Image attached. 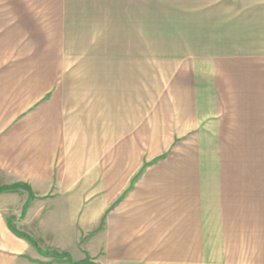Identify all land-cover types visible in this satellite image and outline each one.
<instances>
[{
  "label": "crops",
  "instance_id": "1",
  "mask_svg": "<svg viewBox=\"0 0 264 264\" xmlns=\"http://www.w3.org/2000/svg\"><path fill=\"white\" fill-rule=\"evenodd\" d=\"M154 3L174 69L155 96L152 0H0V172L15 181L1 184L0 264H214L230 243L228 192L143 149L152 110L170 116V147L199 101L225 98L229 60L246 61L242 92L261 99L264 0Z\"/></svg>",
  "mask_w": 264,
  "mask_h": 264
},
{
  "label": "rangeland",
  "instance_id": "2",
  "mask_svg": "<svg viewBox=\"0 0 264 264\" xmlns=\"http://www.w3.org/2000/svg\"><path fill=\"white\" fill-rule=\"evenodd\" d=\"M154 1L157 0H152L151 30L155 35L151 37L150 82L151 92L155 96L168 90L174 69H171L172 61L163 53V49L169 47L168 38L158 35L161 31V6ZM227 55L230 56L231 53ZM228 63L229 69L223 68L217 73L220 78L218 81L224 88L221 95L225 98L199 101L198 124L176 138L172 146L160 145L163 141L161 137L166 135L165 129L172 127L166 123L170 116L157 109L152 110L151 148L143 149L144 156L151 165L167 157L174 158V164H167L166 170L169 167L179 170L183 166H187L186 170L197 169L206 174L209 185L216 184V187L228 192L225 199L226 222L220 232H225L224 239L230 240V243H215L214 264H264V94L258 99L254 97L259 94L242 92L249 86L247 84L242 89L239 84L240 79L246 75L248 78L252 77L251 88L254 89L253 72L240 65L246 61H234V64L229 60ZM157 101L152 99V107ZM161 103L160 106H163ZM146 118L147 116H141L137 124ZM177 133L181 131L178 130ZM154 135L157 137L154 138ZM185 158L192 159L193 165L183 164ZM2 176L0 172V188L1 184H15V181Z\"/></svg>",
  "mask_w": 264,
  "mask_h": 264
},
{
  "label": "trees",
  "instance_id": "3",
  "mask_svg": "<svg viewBox=\"0 0 264 264\" xmlns=\"http://www.w3.org/2000/svg\"><path fill=\"white\" fill-rule=\"evenodd\" d=\"M2 189H4V188H3V187H1V188H0V191H1Z\"/></svg>",
  "mask_w": 264,
  "mask_h": 264
}]
</instances>
